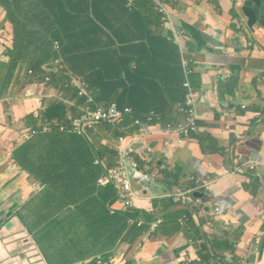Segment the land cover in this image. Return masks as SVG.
<instances>
[{"label":"crops","instance_id":"obj_1","mask_svg":"<svg viewBox=\"0 0 264 264\" xmlns=\"http://www.w3.org/2000/svg\"><path fill=\"white\" fill-rule=\"evenodd\" d=\"M216 8L225 9L227 25L236 20L230 36L221 34L228 26L216 18ZM259 14L247 0H0V76L6 67L0 81V264H212L216 256L233 254H214L216 240L236 246L239 264H264ZM26 35H38L39 44L28 45ZM33 54L39 77L60 58L69 72L86 79L95 105L114 104L144 117L153 112L160 117L156 125L183 124L177 107L185 100V82L197 93L198 130L187 142L167 147L165 138L153 135L138 147L131 212L121 209L114 187L96 181L102 164L116 163L117 136L128 131V141L139 129L126 118L97 124L86 135L41 129L50 123L45 113L51 100L44 97L39 106L41 90L29 75ZM182 59L193 69L187 78ZM221 66L228 72L225 87H213L210 69ZM55 91L52 86L43 94ZM64 94L83 103L74 92ZM31 138L35 143H28ZM171 148L176 151L167 157L164 150ZM247 159L259 164L263 179L234 172ZM194 181L207 185L204 209L219 206L221 216H197L191 200L183 207L167 196ZM183 215L188 221L181 226ZM129 218L144 223L127 230ZM156 219L161 225L147 236ZM204 254L209 261H202Z\"/></svg>","mask_w":264,"mask_h":264},{"label":"built area","instance_id":"obj_2","mask_svg":"<svg viewBox=\"0 0 264 264\" xmlns=\"http://www.w3.org/2000/svg\"><path fill=\"white\" fill-rule=\"evenodd\" d=\"M164 9L159 8L158 12L162 14ZM164 19H162L163 21ZM174 43L177 46H181L177 42L175 37ZM54 49L59 50L58 42H54ZM182 70L184 76L187 78L193 73V69L190 64L182 59L181 62ZM34 70L29 71V75L32 77L34 75ZM42 77H37L31 85L34 89L40 88L41 98H39V106H42V98L48 97L51 103L61 102L65 109V119L63 123H58L59 130H70L78 134L85 135L87 130H92L95 125L103 124H114L119 123L121 119L125 117H132L131 110L120 111L116 105L112 104L109 107L104 108L103 106L95 105L93 98L88 91V84L83 76L75 75L69 72L60 58L54 59L49 63L48 66L42 68ZM33 78V77H32ZM55 79H62L63 89L72 90L76 93L79 100H83L82 104L76 101L69 100L63 95L64 90H58L53 92L54 95H44L43 91L48 87L53 85ZM183 87L187 90L185 96V101L183 104L178 106V111L183 113L185 116V126L173 127L170 124L167 125H156V116L150 114L146 117L144 122L140 120H134V126L138 127V131L130 134V139L128 141L125 138L119 137L118 143L120 148L118 150V156L116 158L115 165L111 167L104 166L102 175L97 179L96 183L99 187L112 186L116 189L118 199L120 201L123 210H129L133 207L134 193L132 190V173L138 168V162L136 155L138 153V147L144 142L145 139L150 138L157 133H165L164 144L169 146L173 144H182L190 135L191 132H196V97L195 93L190 89L187 82L184 83ZM2 101L0 100V103ZM77 114H74V111ZM25 135H28L27 133ZM149 153L151 149L147 150ZM95 163L99 164L101 161L97 159ZM258 163L250 160L238 161V164L234 166V172L242 173L244 172H255L258 170ZM204 187V186H203ZM202 186H196L190 188L187 191H181L176 189L173 192L167 194V196L175 203H179L181 206L185 207L188 205V201L191 200L193 206L196 209L197 216H206L208 218H215L216 216H221V209L218 206H214L211 210L205 211V204L202 199L199 198V190L203 188ZM188 221L187 215H183L182 218L178 220L179 225L183 226ZM142 219H128L127 227H140L143 224ZM162 220L156 219L150 222L149 231L147 236L153 234L156 229L161 225ZM210 226V222L206 224ZM217 257L213 264H227L223 260H219ZM231 264H236L235 262Z\"/></svg>","mask_w":264,"mask_h":264},{"label":"trees","instance_id":"obj_3","mask_svg":"<svg viewBox=\"0 0 264 264\" xmlns=\"http://www.w3.org/2000/svg\"><path fill=\"white\" fill-rule=\"evenodd\" d=\"M159 21V19H158ZM151 24V23H150ZM25 41L26 43H28V45L30 46H34L39 44L40 40H39V36L38 35H33V36H28L26 35L25 37ZM42 71V69H41ZM42 75V74H41ZM37 77H39V74L37 75ZM57 91L58 90H64L63 89V82L62 79H55L52 85ZM66 93H70V90H64ZM46 110L47 112L45 113V118H46V122H49L53 119L57 120L59 123H62L64 120V106L61 105V103L56 102V103H48L46 106ZM43 114V113H42ZM157 120L160 121V117L159 115H157ZM88 141L91 143L92 145V140L88 139ZM188 140H186L187 142ZM92 148H94V146H91ZM112 156L116 157L117 154L112 152ZM248 173H252V172H248ZM257 178V177H256ZM259 179V178H257ZM194 185V184H193ZM206 190V189H205ZM204 190V195L206 194ZM236 246H233V244H230L228 242H220L218 240H216L213 244V251L214 254L216 251H229L234 253V249ZM205 250V249H203ZM233 254H227L225 257H223V255L220 257L218 256L219 260H223V262H226L227 264L231 263L232 261H234V256ZM202 261L207 262L209 261V256L204 254L203 256H201ZM236 259V258H235Z\"/></svg>","mask_w":264,"mask_h":264},{"label":"clouds","instance_id":"obj_4","mask_svg":"<svg viewBox=\"0 0 264 264\" xmlns=\"http://www.w3.org/2000/svg\"><path fill=\"white\" fill-rule=\"evenodd\" d=\"M221 67H223V66H221ZM192 68V67H191ZM223 69L225 70V67H223ZM192 75V74H191ZM213 86V85H212ZM52 87V86H51ZM213 87H216V86H213ZM191 89V88H190ZM71 92H74V91H72V90H70ZM194 92V91H193ZM63 93H65V91H63ZM75 93V92H74ZM195 93V97H197V93L196 92H194ZM76 94V93H75ZM186 94H187V90H186ZM64 96L66 97V95L64 94ZM77 97V96H76ZM67 98V97H66ZM69 99V98H68ZM70 100V99H69ZM73 101V100H72ZM185 101V100H184ZM59 103H61V102H59ZM62 104V103H61ZM79 104H81V103H79ZM112 105V104H111ZM104 107V106H103ZM109 107V106H108ZM196 108H197V116H196V120H195V123H196V127H197V121H198V107H197V101H196ZM128 110H130V109H128ZM177 110H178V107H177ZM124 111V110H123ZM132 111V110H131ZM153 113V112H152ZM152 113H149V114H147V115H145V117L142 115V116H139V115H136L133 111H132V117H125L126 119H128V120H130V121H132V127H135L134 126V120H140L141 122H144L145 121V119H146V117L147 116H149L150 114H152ZM74 114H77V111L75 110L74 111ZM154 114V116H156V118H157V114L156 113H153ZM183 114V113H182ZM184 115V114H183ZM141 117H144V118H141ZM64 119H65V116H64ZM186 120V119H185ZM185 120H184V122H183V124H181V125H172V124H170V125H172L173 127H177V126H185L186 125V122H185ZM63 122H64V120H63ZM62 122V123H63ZM58 121L57 120H55V119H53V120H51L50 121V123H48V124H45V125H42V127H41V129H49V128H51V127H54V128H57L58 129ZM103 125H109V124H103ZM167 125V124H166ZM96 126V125H95ZM94 126V127H95ZM135 128H138V127H135ZM59 130V129H58ZM197 130H198V128H197ZM36 131V130H35ZM87 131H89V130H87ZM86 131V132H87ZM86 132H85V135H86ZM31 134V133H33L32 131H25L24 132V136L25 137H27L28 135H25V134ZM195 132H191L190 133V135H189V137L186 139V140H189L190 138H191V136L194 134ZM152 137V136H151ZM147 139H149V138H147ZM147 139H145V140H147ZM144 140V141H145ZM185 140V141H186ZM184 141V142H185ZM183 142V143H184ZM182 143V144H183ZM142 145V144H141ZM165 145V144H164ZM174 145H179V144H173V146ZM165 146H167V145H165ZM169 146H172V145H169ZM168 147V146H167ZM148 149H151V148H147L146 149V151L148 150ZM153 152V150L151 149V152L150 153H152ZM147 153L148 154H150L148 151H147ZM138 154H139V151H138V153H137V155H136V159H137V162H138V168H139V161H138ZM118 156V155H117ZM101 161V160H100ZM101 164H102V161H101ZM102 167H104V164H102ZM137 168V169H138ZM103 173V172H102ZM102 175V174H101ZM100 175V176H101ZM152 177H154V175H152ZM196 186H198V182H195L194 181V186L193 187H196ZM200 186H204L203 188H201L200 190H199V198L200 199H204L205 197H207L208 196V193H206L205 195L203 194L204 193V190H205V188L207 187V185H205L204 183H202V184H200ZM193 187H191V188H193ZM115 189V188H114ZM190 188H188V189H186V190H184V191H187V190H189ZM132 190H133V182H132ZM176 190V189H175ZM174 190H172V191H170V192H173ZM182 191V190H181ZM207 191V190H206ZM115 192H116V189H115ZM133 193H134V196L136 195L135 194V191L133 190ZM116 195H117V192H116ZM200 196H203L202 198L200 197ZM117 199H118V196H117ZM118 202H119V204H120V201H119V199H118ZM120 207H121V204H120ZM219 207V206H218ZM133 208H134V198H133V207L131 208V209H129V210H123L122 209V207H121V209L123 210V211H125V212H131L132 210H133ZM213 208V207H212ZM211 208V209H212ZM220 208V207H219ZM211 209H208V210H211ZM208 210H205V211H208ZM130 219V218H129ZM132 219H134V218H132ZM179 220V219H178ZM128 221V220H127ZM144 222V221H143ZM142 226V225H141ZM134 227H136V226H134ZM149 227H150V223H149ZM133 227H131V228H128L127 227V224H126V229L127 230H129V229H132ZM214 258V257H213ZM216 258H217V256H216ZM233 262H235L236 264H239L238 263V261L236 260V259H234V261H232L231 263H233ZM231 263H229V264H231ZM212 264H213V262H212Z\"/></svg>","mask_w":264,"mask_h":264},{"label":"rangeland","instance_id":"obj_5","mask_svg":"<svg viewBox=\"0 0 264 264\" xmlns=\"http://www.w3.org/2000/svg\"><path fill=\"white\" fill-rule=\"evenodd\" d=\"M238 1H239V0H236L237 3H238ZM232 13H233V12H232ZM233 14H234V13H233ZM234 15H235V14H234ZM216 18H217V19H220V20L223 22V24H224L225 26H228V27L223 28L221 34L226 33L228 36H230V35L232 34V28H233L234 23L236 22V20H235V21L232 20V21L229 22L228 25H227L228 17H227V15L225 14V9H224V8H223V9L216 8ZM146 21H147V23H150L148 19H146ZM220 28H221V27H220ZM216 39H217L218 44H222V43H223V41H222L223 38H222V37H221L220 39H218L217 36H216ZM146 43H148V42H145V44H146ZM23 49L25 50V52H28V50H27L26 48L23 47ZM8 53H9V52H8ZM13 53H14V51L11 52L10 55L12 56ZM35 56H36V55L33 54V59L30 60L31 68H32V69L34 70V72H35L34 75L32 76L34 80L37 79V75L39 74V64H38V62H37V59H35V58H36ZM210 70L214 72V69H210ZM5 72H6V67L3 66V70L1 71L0 81H3L2 79H3V75H4ZM210 79H212V78H210ZM42 113H43V109L39 112V115L41 116ZM37 127H38V126H37ZM38 128H39V127H38ZM108 128H110V126H108ZM32 132H35V130H32ZM87 132H88L89 134H92L91 131H87ZM127 133H128V131L123 132V133L121 134V137H122V138H125V137L127 136ZM156 135L159 137L160 140H162V139H164L165 137H167V134H165V133H157ZM31 139H32V138H31ZM31 139H30V141H28V143H35V142H34V139H32V140H31ZM110 139H112V137H110ZM116 140H117V141L119 140V136H117ZM252 173L254 174L255 177H257V178H259V179H263V175H262V173H261L260 171H255V172H252ZM15 216H17V214H15ZM19 220H20L21 222H22V220H23V217H22L21 215L19 216ZM6 226H7V224L4 225V226H2V228L6 227Z\"/></svg>","mask_w":264,"mask_h":264},{"label":"water","instance_id":"obj_6","mask_svg":"<svg viewBox=\"0 0 264 264\" xmlns=\"http://www.w3.org/2000/svg\"><path fill=\"white\" fill-rule=\"evenodd\" d=\"M247 2L249 3V5H250V7L252 9L258 7L259 13H260L258 17L259 18L260 17L263 18L261 20V22H262V25L264 26V14L261 16V11H264V0H247ZM253 19H254V17H253ZM254 20H256V19H254ZM209 73L212 74V76L210 78H212L211 79V84L213 86H216L217 88H219V87H225V85L222 82L225 81V78L226 77H228V72L226 70H224L223 67H218V68L214 69V72L213 71H210ZM214 75H216V76L214 77ZM174 147H177V146H174ZM164 151L166 152V156L168 157L170 154L175 153L176 149H172L171 148V149H167V150H164ZM163 157H164V155H163ZM247 160H250V159H247ZM250 161H252V160H250ZM200 197L202 198L203 196H200ZM222 227H224L226 229L225 224H222ZM254 258L255 257H251L250 259H254Z\"/></svg>","mask_w":264,"mask_h":264}]
</instances>
